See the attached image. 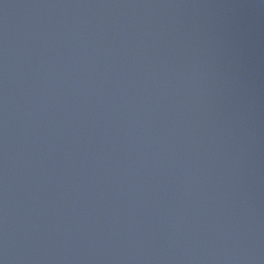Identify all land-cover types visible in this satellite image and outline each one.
<instances>
[{
  "label": "water",
  "instance_id": "water-1",
  "mask_svg": "<svg viewBox=\"0 0 264 264\" xmlns=\"http://www.w3.org/2000/svg\"><path fill=\"white\" fill-rule=\"evenodd\" d=\"M0 264H264V0H0Z\"/></svg>",
  "mask_w": 264,
  "mask_h": 264
}]
</instances>
